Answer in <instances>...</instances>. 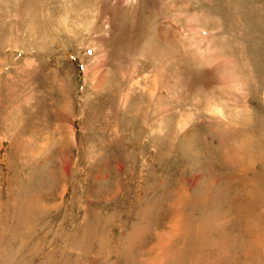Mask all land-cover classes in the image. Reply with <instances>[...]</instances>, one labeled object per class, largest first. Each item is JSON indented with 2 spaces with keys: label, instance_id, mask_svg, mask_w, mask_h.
<instances>
[{
  "label": "rangeland",
  "instance_id": "rangeland-1",
  "mask_svg": "<svg viewBox=\"0 0 264 264\" xmlns=\"http://www.w3.org/2000/svg\"><path fill=\"white\" fill-rule=\"evenodd\" d=\"M0 264H264V0H0Z\"/></svg>",
  "mask_w": 264,
  "mask_h": 264
}]
</instances>
